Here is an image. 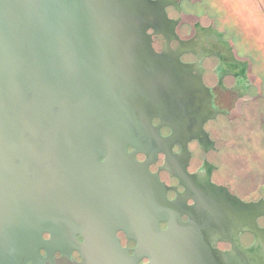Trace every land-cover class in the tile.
I'll list each match as a JSON object with an SVG mask.
<instances>
[{
  "label": "water",
  "instance_id": "95a60500",
  "mask_svg": "<svg viewBox=\"0 0 264 264\" xmlns=\"http://www.w3.org/2000/svg\"><path fill=\"white\" fill-rule=\"evenodd\" d=\"M172 3L0 0L4 247L31 257L46 231L48 245L73 246L85 264H138L142 258L145 264H216L194 214L166 198L150 161L140 163L126 152L132 145L149 159L167 153L164 146L173 141L184 145L203 133L192 108L206 99L209 104V91H201L200 78L182 82L178 56L152 47V34L162 32L165 7ZM153 117L160 119L156 127ZM162 125L170 127L169 136L159 133ZM99 183L105 184L99 214L80 222L82 195L97 191L81 185ZM124 184L123 206L113 207L111 196L124 194ZM199 205L198 216L207 222L212 217ZM244 208L264 215L263 201ZM117 230L136 242L132 255L121 247ZM249 230L264 233L255 223Z\"/></svg>",
  "mask_w": 264,
  "mask_h": 264
},
{
  "label": "flooded vegetation",
  "instance_id": "af4514ba",
  "mask_svg": "<svg viewBox=\"0 0 264 264\" xmlns=\"http://www.w3.org/2000/svg\"><path fill=\"white\" fill-rule=\"evenodd\" d=\"M172 2L165 7L167 22L162 32H148L152 34L155 52L167 51L178 56L182 82L186 78H200L206 88L201 91H209V104L206 99L195 108L190 107L195 111V122H202L203 133L187 139L184 145L179 140L173 141L164 146L167 153L158 151L149 159L132 145H127L126 152L133 153L140 163L150 161L148 169L163 183L166 198L181 202L182 211L194 214L200 224L202 241L216 264H264V233L255 235L249 230L254 223L263 230L264 215L244 208L245 204L264 202V183L258 182L259 173L249 163L244 164V143L231 131L233 125L245 120L246 114L252 116L253 112L264 127V91H260L258 73L250 58L215 20L199 12L200 0ZM159 123L158 117L151 119L153 126ZM215 123L219 124V129L213 128ZM159 133L167 137L171 129L162 125ZM245 158L252 162L251 158ZM104 185H81L97 191L82 195L77 216L80 222L90 221L96 212L99 214V190ZM124 185V194L122 191L112 194L113 207L116 203L119 208L123 206ZM199 204L212 217L207 222L203 223L198 216ZM180 218L186 222L189 215L183 212ZM159 226L165 229L167 223L160 222ZM85 230L82 225L75 235L79 243L84 241ZM116 236L121 247L132 255L136 242L128 239L123 230H117ZM50 238V233L42 231V240L34 247L31 257H20L23 251L4 247L0 242V264H85L83 256L73 246L48 245ZM147 262V258H142L138 264Z\"/></svg>",
  "mask_w": 264,
  "mask_h": 264
},
{
  "label": "rangeland",
  "instance_id": "374dc122",
  "mask_svg": "<svg viewBox=\"0 0 264 264\" xmlns=\"http://www.w3.org/2000/svg\"><path fill=\"white\" fill-rule=\"evenodd\" d=\"M200 2L199 12L214 19L218 27L224 30L234 40L236 46L250 58L258 73L260 91H264V0H200ZM245 118L233 125L231 131L234 137H238L244 143V164L249 163V166L259 173L258 182L264 183V127L256 120L254 112L252 116L246 114ZM219 127V124L215 123L213 128ZM249 150L253 153H249ZM245 157L251 158L252 162L247 161Z\"/></svg>",
  "mask_w": 264,
  "mask_h": 264
}]
</instances>
